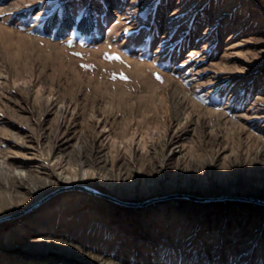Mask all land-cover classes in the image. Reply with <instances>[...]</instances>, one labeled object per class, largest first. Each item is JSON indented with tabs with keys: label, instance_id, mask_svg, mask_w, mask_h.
I'll return each mask as SVG.
<instances>
[{
	"label": "rangeland",
	"instance_id": "obj_1",
	"mask_svg": "<svg viewBox=\"0 0 264 264\" xmlns=\"http://www.w3.org/2000/svg\"><path fill=\"white\" fill-rule=\"evenodd\" d=\"M15 175L0 264H264V0H0Z\"/></svg>",
	"mask_w": 264,
	"mask_h": 264
},
{
	"label": "bare ground",
	"instance_id": "obj_2",
	"mask_svg": "<svg viewBox=\"0 0 264 264\" xmlns=\"http://www.w3.org/2000/svg\"><path fill=\"white\" fill-rule=\"evenodd\" d=\"M85 145V144H84ZM83 145V146H84ZM82 146V147H83ZM88 146H89V144H88ZM95 149V148H94ZM85 151H86V148H85ZM85 151H84V153H85ZM92 157V156H91ZM85 161V163H87V164H92V165H99V164H101V163H104L105 161L104 160H100V159H98V158H93V159H90L89 157H87V159H84ZM83 161V160H82ZM163 167V166H162ZM80 183H83V184H85L86 183V181H85V179L84 178H79V180H78ZM1 188H6V189H8L9 191H10V193H12L13 194V196H16V195H18L19 194V192H20V189H25V190H32V188H34V187H27V184L26 183H24V181L23 180H21V179H19V177L18 176H13L12 178H11V180L9 181V183H8V185H3L1 182H0V189ZM35 189V188H34ZM192 193H194V191L192 192ZM27 194V197H26V199H28L29 198V196L31 195V194H29V192H27L26 193ZM227 194L228 195H235L234 193H232V192H230V191H227ZM238 195H245V196H247V197H249V196H255V197H258V198H261V199H264V192H255L254 194H250L249 195V193H239ZM25 200V199H24ZM3 205H4V203H3ZM18 207H19V205L18 206H15L14 208H11V207H9V206H7V205H5L3 208L1 207L0 208V217L2 216V215H5V214H10V212L11 211H13V210H16V209H18ZM90 212V211H89ZM37 214H34V215H32L33 217H35ZM37 217V216H36ZM66 217V216H65ZM90 219V218H89ZM71 220V219H70ZM69 220V221H70ZM65 222V221H64ZM69 225V224H68ZM148 225V223L146 222L145 223V226H147ZM75 247H72V246H70L69 247V251L67 252L68 254H70V256L71 255H74L75 254ZM80 256H81V258H84L85 260H87V261H91V260H93L94 262H96V263H98V264H114V262H113V260H105V259H103L101 256H98L97 254H91V255H87L86 257H84L83 256V254H79ZM27 262H28V264H34V261H29V260H27Z\"/></svg>",
	"mask_w": 264,
	"mask_h": 264
},
{
	"label": "water",
	"instance_id": "obj_3",
	"mask_svg": "<svg viewBox=\"0 0 264 264\" xmlns=\"http://www.w3.org/2000/svg\"><path fill=\"white\" fill-rule=\"evenodd\" d=\"M74 188H78L80 190L87 191V192H89L91 194H94V195H98V196H101V197H105V198L111 200L112 202H114L116 204H120V205H132V206L133 205H137L135 203L124 202V201H121V200H119V199H117L115 197L108 196V195H106V194L98 191L97 189H94V188H91V187H80V188L79 187H74ZM170 198L187 199V200H193V201H196V202H208L210 200H213L212 198H205V197L196 196V195H193V194H175V195H171ZM159 199L160 198H155V199H152V200L143 202L142 204H146V203H150V202H153V201H157ZM238 199H240L241 201H244V202H254V203H257V204H260V205H263L264 206V200L263 199H260V198H255V197H253V198L242 197V198H238Z\"/></svg>",
	"mask_w": 264,
	"mask_h": 264
},
{
	"label": "trees",
	"instance_id": "obj_4",
	"mask_svg": "<svg viewBox=\"0 0 264 264\" xmlns=\"http://www.w3.org/2000/svg\"><path fill=\"white\" fill-rule=\"evenodd\" d=\"M73 20H72V27H74V26H78L79 24H81L82 22H83V19L82 20H80L79 22L77 21L76 22V20L74 19V18H72Z\"/></svg>",
	"mask_w": 264,
	"mask_h": 264
},
{
	"label": "snow or ice",
	"instance_id": "obj_5",
	"mask_svg": "<svg viewBox=\"0 0 264 264\" xmlns=\"http://www.w3.org/2000/svg\"><path fill=\"white\" fill-rule=\"evenodd\" d=\"M111 58H113V59H120V57L119 56H115V57H111ZM122 79H127V77H121ZM157 79H160V77H159V75H157Z\"/></svg>",
	"mask_w": 264,
	"mask_h": 264
}]
</instances>
